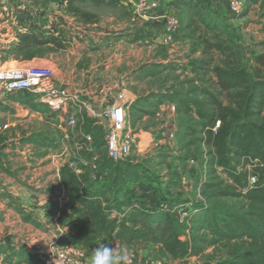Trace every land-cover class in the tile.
Segmentation results:
<instances>
[{
	"label": "rangeland",
	"instance_id": "1",
	"mask_svg": "<svg viewBox=\"0 0 264 264\" xmlns=\"http://www.w3.org/2000/svg\"><path fill=\"white\" fill-rule=\"evenodd\" d=\"M134 1L132 0L131 3ZM214 1L198 0L193 10L182 12L183 14H180L182 22L178 28L180 34L178 36L177 33L170 44L164 42V20L162 18L158 40L164 44L158 42L156 45L151 36H145L139 32L137 24H134L135 21L132 18L144 21L150 19L134 16L130 7L129 11H123L115 5L95 7L90 3H76L83 14L84 12L95 13L96 17L90 18L83 14L76 15L69 12L68 4L64 0H0V65L22 67L35 60L30 64L51 65L56 69L59 79L60 73L57 66L59 62L62 61L63 65L66 62L77 63L78 52L85 51L81 46L77 48L75 46L74 49L71 45L73 42L85 44V49H88V46L96 49L101 48L100 50L105 52L101 55L94 53L88 56L87 62L91 63L95 60V62L102 63L111 59V56L115 62L121 60L128 66L125 72L129 76L126 80L127 89L138 94L129 108L127 123L132 147L125 160L128 164L140 165L135 179L138 182L131 188L132 193L142 198L168 195L175 204L190 203L191 201L196 205L222 202L234 209L246 208L244 199L220 194L221 191L228 188L229 190L236 188L234 189L236 191H240L242 188L240 189L239 185L232 182L227 171L215 163V155L209 144L201 141L205 129L203 131L198 117L194 113H177L179 101L171 102L169 100V96L172 95L178 98L200 96L205 99L208 97V94L205 93L207 90L222 100L223 104L229 103L228 91L221 90L213 71L215 66L223 65L224 57L218 52L203 53L200 37L204 36L202 32H207V28L196 15L203 11L202 8L217 7L218 0ZM243 1L246 14L234 21L228 18V16H232L233 12L229 8H225V4L221 3L222 10L217 9L221 10L220 13L226 22L233 23L240 28L241 43L246 56L245 67L252 78H264V7H261L259 2L255 3L252 0ZM20 3H24L25 7L19 8L18 4ZM177 3H179V7H175ZM163 4L167 5L164 8L166 12L172 10L177 12L180 7V10H186L182 9L181 0H167ZM20 10H25L27 14L21 13ZM15 11L20 14L9 19L8 14ZM207 11L209 12V10ZM28 15L35 21L18 22L22 18H28ZM225 17L228 19L226 20ZM118 20L123 23H117ZM195 21L197 24L193 23ZM17 26L24 28V31H5V27L14 28ZM196 26H199L200 29H197ZM31 28L34 31L38 29L32 32L38 37L33 41L35 46L32 45L25 49L22 55L15 53L14 46L21 41V35ZM95 32L105 34L96 43L92 39L86 38ZM207 34L213 42L216 41L217 34L221 35L219 31L214 30ZM124 36H128L132 41H128V38H124ZM52 38H56L54 44L40 43ZM135 41L137 44L131 49L129 42ZM57 43L64 47H56ZM161 45L168 49L164 51ZM131 50L132 53L128 56ZM73 51L74 53H72ZM27 54H33L35 57L26 59L24 55ZM155 56L167 60V62H153L150 66L144 65ZM41 59L44 61H40ZM161 65H165V68H162ZM123 68L125 67L123 66ZM109 75L111 74L108 72L104 77ZM78 90L81 89L78 88ZM82 91V93H74L69 90L70 94L74 96V100L57 112L40 103L30 93L20 94L17 97L8 94L0 100V199L7 193L6 188L14 183L24 186L30 192V189H34L35 182L38 181L40 175H44L48 180L43 187L41 186L42 191H48L55 185L57 187L54 188L57 190L60 186H58V180L54 178L56 165L61 168L67 162L71 163L72 160L80 156L84 158L87 153L92 151L96 150L95 157L103 160V155L107 150L108 129L95 127L99 123L97 115L106 106L89 108V103L93 100L89 98L84 89ZM119 91L121 90L116 87L114 95ZM12 99L21 106L31 105L33 109L36 108L38 111L50 114L49 118L54 116L58 119L61 115L60 128L58 127L59 122L58 125H48L54 123L53 117L51 120L44 117L42 126L34 124L35 127L31 131L18 127V124L7 126L9 119H15L11 117L13 113L9 112L11 108L8 107L11 106ZM164 103L177 105L175 115L169 112V108H160ZM6 110L9 115L5 114ZM71 116L76 119L74 126L69 125ZM169 118L171 120L174 118L176 123L165 125V121ZM249 120L264 124V112H257ZM29 124L27 123V126ZM89 134L92 139L86 142V135ZM28 141L33 142L32 146H27ZM77 144H81L82 147ZM97 148L99 149L97 150ZM229 156L233 167L243 163L249 164L246 168L248 170L254 167L244 157H239L236 152L230 153ZM191 159L194 162H191ZM208 160L209 164L205 167L204 164ZM90 177L91 182H98L103 178L102 175L96 173ZM59 179L62 182L61 177ZM51 184L54 185L49 186ZM61 184L65 204L67 201L65 187L63 182ZM129 186L130 184L127 186V190ZM125 190L118 195L120 201L123 200L124 194L122 193ZM246 191L245 189L243 193ZM11 200L14 201V205L10 213L5 212L6 205L0 200V264H48L46 254L50 245L54 242L57 243L62 234L76 231L74 216L63 206L64 204L63 207L59 205L57 200H48L41 206L28 208L23 205L21 199L11 198ZM58 229H62L63 232L55 237L59 234ZM234 245L235 243H219L206 247L199 255L177 260L170 259L163 253H157L161 249V245L149 246L150 248L141 245H130V247L139 251L142 247H146L150 264H215L232 256ZM127 250L136 252L134 249ZM138 253L136 252V255ZM91 254V251L85 250V261L89 262Z\"/></svg>",
	"mask_w": 264,
	"mask_h": 264
},
{
	"label": "trees",
	"instance_id": "2",
	"mask_svg": "<svg viewBox=\"0 0 264 264\" xmlns=\"http://www.w3.org/2000/svg\"><path fill=\"white\" fill-rule=\"evenodd\" d=\"M64 1L68 4V11L78 15L83 12L76 3H90L95 7L117 6L124 0ZM166 1L163 0V3ZM196 1L181 0L182 9L186 10H180V7L176 12L180 26L182 12L193 10ZM252 2H259L264 7V0ZM217 3V7L202 8L203 11L196 15L207 28V32H202L204 36L200 37L203 53L218 52L224 57L223 65L215 66L213 71L218 86L228 91L229 103L223 104L222 100L207 90L205 93L208 97L205 99L200 96L178 98L172 95L169 100L179 101V106L175 105L177 113H194L198 117L203 131L205 129L201 141L209 144L215 155V163L227 171L232 182L242 188L240 191L228 188L220 194L244 199L246 208L234 209L222 202L175 204L168 195L139 197L132 193L131 188L138 182L135 179L140 165L128 164L126 158L114 160L107 150L101 160L95 157V150L60 168L67 198L64 207L74 216L76 229L75 232L62 234L58 239L60 245L79 246L91 252L97 242L107 245L117 242L123 246L141 245L148 248L161 245L157 253L177 260L199 255L208 246L235 243L233 255L215 264H264V124L249 120L257 112H264V78H252L248 72L240 28L226 22L221 15V3L228 8L226 1L218 0ZM245 14L244 9L228 18L234 21ZM84 15L96 17L92 12H84ZM27 17L22 18V21L33 19L30 15ZM193 23L197 24V21ZM196 28L200 29L199 26ZM213 30L224 36L217 34L216 41H211L207 33ZM35 31L31 28L21 35V41L14 46L15 53L22 55L25 49L34 45L33 41L38 39L32 33ZM54 41L56 38L40 43L54 44ZM55 46L64 47L60 43ZM33 57V54L24 55L26 59ZM161 67L165 68V65ZM217 121H220V125L214 131ZM97 125L95 128L104 127L99 123ZM232 152L252 163L253 169H246L249 164L244 163L233 167L229 156ZM206 162L205 167L209 160ZM93 173L103 178L91 182ZM251 175L257 178V183L252 187L249 186ZM124 189V197L120 201L118 195ZM245 189L247 191L243 193Z\"/></svg>",
	"mask_w": 264,
	"mask_h": 264
},
{
	"label": "crops",
	"instance_id": "3",
	"mask_svg": "<svg viewBox=\"0 0 264 264\" xmlns=\"http://www.w3.org/2000/svg\"><path fill=\"white\" fill-rule=\"evenodd\" d=\"M131 1L132 0H124L122 1L119 5H117V7H119V9L123 10V11H129V7L131 6ZM128 3V4H127ZM167 7L166 4L162 5V8L160 10H158L156 13H154L147 21L144 20H136L134 17L132 18L135 23L137 24V29L139 30L140 33H142L145 36H151V39L154 40V42L156 43V45H158V42L160 44H164V42H161L158 40V34L161 33V26H162V13L163 10H165L164 8ZM175 7H179V3L176 4ZM35 20H33L34 22ZM117 23H123L120 20L117 21ZM96 25V24H94ZM145 31V32H142ZM103 35H105L103 32H95L93 33V35H89L86 38L87 39H92L95 43L97 41H99V39L101 37H103ZM126 35V34H124ZM128 38V41L130 40V38L128 36H124V38ZM132 41V40H130ZM106 42V41H105ZM135 42H129L130 43V48L132 49V47L136 46ZM104 43V42H103ZM71 44V43H70ZM73 46V48L75 49L77 47H80L82 49H84V52H78V60L77 63H71V62H66L65 65H63L62 61L59 62L58 66V70L60 73V77L58 79L57 74H56V69H54L55 71V75L57 77V79L59 80L60 83L64 84L68 90L73 91L74 93L80 92L82 93L83 89L85 90L86 93H88L89 98L93 101H91L89 103V108L93 107V106H100V107H108L110 106L114 100L117 98V94L114 95V90L116 87H118L121 91L120 92H124L126 99H127V123H128V114H129V108L131 107V105L134 103L135 99L137 98V93H135L134 91H130L127 89V82L126 80L129 78V76L127 75V73H125L127 70L126 68L128 66H126V64L121 61V60H117L116 62L113 61V56H111V59L106 60L105 62H95V60H93L91 63L87 62L88 56H91L94 53H98V54H102L103 52H105L104 50H100V49H96V48H92V46H88V49H85V44H77L76 42H73L71 44ZM88 45V44H86ZM161 45V46H162ZM110 46H112V44H110ZM162 49L164 51H166V49H168L165 46H162ZM108 51H111L110 49H108ZM74 53V51L72 52ZM132 53V50L129 52L130 56ZM133 53H135V51H133ZM57 60V59H56ZM56 60H54V62H56ZM35 61V60H34ZM34 61L30 62V63H34ZM40 61H44L43 59H41ZM156 62V63H166L167 60L161 59V58H157V56H155L154 58H151L149 61L146 62L147 66H150L151 63ZM28 62V64H25V66H29V65H34V64H30ZM123 66L125 68H123ZM113 71V72H112ZM111 74L107 77H104L106 74ZM131 72V71H130ZM132 73V72H131ZM121 75V76H120ZM103 80V81H102ZM103 82V83H102ZM102 83V84H101ZM81 89V90H78ZM82 91V92H81ZM90 92V93H89ZM25 95L28 94L26 91H22V92H16V93H12L9 95H14L17 97V95ZM105 98V99H104ZM13 100V99H12ZM11 102V106H8L11 108V111L13 114L11 115V117L15 118V119H9V122L7 123V126H15L16 124H18V127H22L24 129H33L35 127L34 124H41L43 123V118L46 117V119L48 120H54V123H50L48 125H59L58 127L60 128L61 125V115L60 118H55L54 116L52 117H48L50 114L48 113H44L41 111H38L36 108L33 109L31 107V105H20L19 103L13 101ZM173 105L175 106V104L173 103H164L162 104V106L160 108H169V112L172 113L173 115H175V109L173 108ZM8 110V109H7ZM6 110V115H9ZM57 121V123H56ZM27 123H30L29 126H27ZM46 123H49V121H46ZM172 123L173 125L176 123V121L174 120V118L171 120V118L167 119L165 121V125ZM172 134V133H171ZM30 139V138H29ZM31 144H33V142H27V146H32ZM45 155V154H44ZM56 174H54V178L55 180H58L57 183L58 186H60L59 188H57V190L55 189L57 186L55 185L54 187H50L48 191H42V187L48 182V180L46 179V177L44 175H40L38 178V181H36V185L34 186V189H30L27 190V188H25L24 186H20L16 183H14L13 185H11L10 187L6 188L7 193H5V196L0 199L2 201V203L5 206V212L10 213L12 212L13 209V205H14V201L11 200V198H15V199H21L23 205L28 208V207H33V206H41L43 203H46L48 200H57L59 202V205H63L64 204V196H63V189H62V182L60 181V174H59V165H56ZM197 168V166H196ZM7 179V177H6ZM24 179V176H23ZM10 180V179H9ZM12 182V181H11ZM28 182V180H27ZM13 183V182H12ZM29 183V182H28ZM54 184H51L49 186H53ZM42 186V187H41ZM26 189V190H25ZM36 189V190H35ZM135 189V187H134ZM61 190V192H60ZM5 192V190H4ZM3 193V192H2ZM57 197L56 199L54 197ZM53 197V198H52ZM26 203V204H24ZM64 206V205H63ZM62 206V207H63ZM59 234H57L58 237L59 235L62 234L63 230L62 229H58ZM100 244H103L101 242H97L94 244V249L96 247H98ZM108 245L113 246L117 251L121 248H127V249H134L136 252L138 253V256L143 260V261H150L149 260V256L148 253L146 252V247H142L141 250H136L135 248H132L130 246H123L117 242H110ZM148 259V260H146Z\"/></svg>",
	"mask_w": 264,
	"mask_h": 264
},
{
	"label": "built area",
	"instance_id": "4",
	"mask_svg": "<svg viewBox=\"0 0 264 264\" xmlns=\"http://www.w3.org/2000/svg\"><path fill=\"white\" fill-rule=\"evenodd\" d=\"M224 1H226L228 8L233 14H239L244 10L243 0ZM162 5L163 0H135L131 3L130 10L138 18H150L161 9ZM15 12L8 14L9 18H12ZM162 18L164 20V42L165 44H170L177 36L180 21L176 11L173 10L171 12L164 10ZM33 20L35 19L26 20V22H33ZM23 22L21 21L20 23ZM10 30L23 32L24 28L20 26L14 28L5 27V31ZM22 91L34 95L40 103L47 105L54 112L61 110L67 103L74 100V96L70 94L67 87L57 79L54 68L51 65H29L22 67L0 65V100L8 94ZM127 102L124 92H120L114 102L97 115L99 124L108 129L106 147L109 156L114 160L125 159L131 152L132 142L127 129ZM173 108L175 109L174 105ZM100 117L106 119L105 124L100 120ZM75 124V117H69V125L74 126ZM219 125L220 121H217L213 130L216 131ZM91 139L90 134L86 135V142H89ZM77 145L82 147L81 144ZM191 162H194V160L191 159ZM256 183V176L251 175L249 177V186L252 187ZM76 247L79 246H60L58 242H54L47 251L46 261H48V264H89V262L85 261V250ZM128 254L130 264H150L149 261H143L136 255V252L128 251Z\"/></svg>",
	"mask_w": 264,
	"mask_h": 264
},
{
	"label": "clouds",
	"instance_id": "5",
	"mask_svg": "<svg viewBox=\"0 0 264 264\" xmlns=\"http://www.w3.org/2000/svg\"><path fill=\"white\" fill-rule=\"evenodd\" d=\"M89 264H130V257L127 248L117 251L113 246L100 244L93 250Z\"/></svg>",
	"mask_w": 264,
	"mask_h": 264
},
{
	"label": "flooded vegetation",
	"instance_id": "6",
	"mask_svg": "<svg viewBox=\"0 0 264 264\" xmlns=\"http://www.w3.org/2000/svg\"><path fill=\"white\" fill-rule=\"evenodd\" d=\"M21 1H23V0H21ZM36 2V1H35ZM39 2V1H38ZM11 5V4H10ZM18 7L20 8V7H25L24 6V3H20V4H18ZM17 12V11H16ZM21 13H23V14H25L26 13V11L24 10V11H20ZM20 12H18L19 14H20ZM18 13H16L15 15H18ZM15 15H13V17L15 16ZM33 15V14H32ZM12 17V18H13ZM10 19V18H9ZM18 19V18H17ZM22 21V19L19 21L18 20V22H21ZM19 30V29H18Z\"/></svg>",
	"mask_w": 264,
	"mask_h": 264
},
{
	"label": "water",
	"instance_id": "7",
	"mask_svg": "<svg viewBox=\"0 0 264 264\" xmlns=\"http://www.w3.org/2000/svg\"><path fill=\"white\" fill-rule=\"evenodd\" d=\"M100 120H102L103 124L106 123V119L104 117H100Z\"/></svg>",
	"mask_w": 264,
	"mask_h": 264
}]
</instances>
